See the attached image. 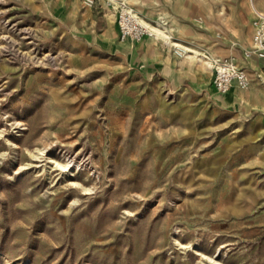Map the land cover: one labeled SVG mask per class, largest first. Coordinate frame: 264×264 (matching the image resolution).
<instances>
[{"label": "rangeland", "instance_id": "374dc122", "mask_svg": "<svg viewBox=\"0 0 264 264\" xmlns=\"http://www.w3.org/2000/svg\"><path fill=\"white\" fill-rule=\"evenodd\" d=\"M115 1L0 0V264H264V58L214 93L174 45L120 38ZM144 1L142 19L173 16L174 41L220 58L264 11Z\"/></svg>", "mask_w": 264, "mask_h": 264}, {"label": "built area", "instance_id": "2783aa9c", "mask_svg": "<svg viewBox=\"0 0 264 264\" xmlns=\"http://www.w3.org/2000/svg\"><path fill=\"white\" fill-rule=\"evenodd\" d=\"M115 17L118 25L120 38L138 40L142 36H153L155 32L149 25L157 23L146 21L139 16L134 6L128 0H116ZM251 35L249 42L242 48V55L245 58L255 56L264 58V14L255 12L251 19ZM174 52L180 55L182 46L174 45ZM235 81L240 87L249 84L250 78L244 67L238 65L232 58L224 57L218 59L213 68L212 84L217 92L223 93L231 82Z\"/></svg>", "mask_w": 264, "mask_h": 264}, {"label": "bare ground", "instance_id": "6f19581e", "mask_svg": "<svg viewBox=\"0 0 264 264\" xmlns=\"http://www.w3.org/2000/svg\"><path fill=\"white\" fill-rule=\"evenodd\" d=\"M111 1H113V0H111ZM138 2H139L140 5H144L145 4L144 0H138ZM114 8H116V6ZM252 9L254 11L253 13L259 11L262 14H264V11L257 10L253 5H252ZM166 15H163L162 17L161 16L158 17L159 19L157 20L156 24L149 25L151 27V29L155 32V34L153 36L145 37L144 39L139 41V43L141 45H144L147 49H149V48H152L153 40H155L157 38H161L164 41V43L167 44V45H170V44H172V45H180L183 48V51L181 53L182 54V61L184 59H188L191 64L194 63V62L195 63H200L204 68L212 69V72H213V68L215 66V63L217 62L218 59H221V58L218 57L215 54H209V53H206L204 51H200L199 49L195 48L194 46H192L190 44L180 43L178 41H174L172 39V37L170 36V34L167 33V25H169V23H170L171 24L170 29H173L176 26V22L178 23L179 21H177L173 16H171L169 18H166ZM108 19L115 23L116 22L115 14H114V16H112V17H110ZM179 23L182 24V22H179ZM115 24L117 25V22ZM133 51H134V49L131 50V52H133ZM190 51H192L193 53L191 54ZM258 64L259 63L257 61V62L254 63V66H257ZM247 86H245V87L237 86L236 82L233 81V82H231L230 87L223 93H226L229 90H230L229 92H233L234 90H238L239 88H246ZM67 165H68V162L65 163L64 165H61V166H67Z\"/></svg>", "mask_w": 264, "mask_h": 264}, {"label": "crops", "instance_id": "0c3cea01", "mask_svg": "<svg viewBox=\"0 0 264 264\" xmlns=\"http://www.w3.org/2000/svg\"><path fill=\"white\" fill-rule=\"evenodd\" d=\"M130 1H132V0H130ZM129 1V2H130ZM134 1H136V0H134ZM132 5H133V2H130ZM134 6V5H133ZM114 14H115V10H114ZM115 19H116V17H115ZM117 31H118V25H117ZM118 35H119V32H118ZM250 35H251V33H250ZM145 37H147L146 35L145 36H142L139 40H137V41H132V40H130L129 38H125L124 40L125 41H128V42H130V45H132L133 43L135 44V46L137 45V42L138 41H141L142 39H144ZM249 39H250V37H249ZM249 42V40L246 42V44L245 45H242V48L243 47H245L246 45H247V43ZM137 47V46H136ZM135 47V48H136ZM137 48H139V47H137ZM242 48H241V51H240V54H239V56L236 58V59H234L233 58V55H232V52H231V50L230 49H228V48H223V47H218L217 48V53H220L221 55H227L226 57H229V56H231V58L238 64V65H240V66H242V67H244L245 68V70L247 71H251L253 68H254V63L255 62H257V60L258 59H261V58H258V57H255V56H251L250 58H243V55H242ZM141 49V48H140ZM154 52V53H153ZM130 53H131V57L133 58V59H139V60H142L143 62H144V64H146L147 65V69H151V70H153L155 67H157V66H162L163 68V71H164V77L166 78L167 76L169 77L170 75L173 77L174 76V68H173V64L172 63H170V62H168V63H166V62H162V59H161V56L163 55V52L162 51H160L159 53L158 52H155L154 50H152V49H150V50H146V51H144V50H142L141 49V54H138V52L135 50V53L133 54L131 51H130ZM137 55H140L139 57L137 56ZM161 59V60H160ZM245 60V61H244ZM264 60V59H263ZM161 63H160V62ZM262 69V72L264 73V68H261ZM200 71V73L201 74H203V76H206L204 73H202L201 72V70H199ZM247 74H249V73H247ZM251 74V73H250ZM212 75H213V72L210 74V86H209V88L214 92V93H217V94H223V93H220V92H217L215 89H214V87H213V84H212ZM237 85V84H236ZM251 85V80H250V83H249V86ZM188 86V85H187ZM238 86V85H237ZM260 97V96H259ZM258 97V98H259ZM253 100H256V99H253ZM216 101H217V103H220V101H219V99L218 98H216V97H214V102L216 103ZM239 101V100H238ZM249 101H251V100H249Z\"/></svg>", "mask_w": 264, "mask_h": 264}]
</instances>
